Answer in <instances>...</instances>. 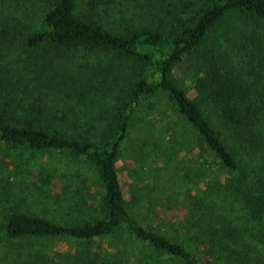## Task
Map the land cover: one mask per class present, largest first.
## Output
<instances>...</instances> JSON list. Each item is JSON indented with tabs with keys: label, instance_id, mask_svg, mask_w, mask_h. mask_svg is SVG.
Segmentation results:
<instances>
[{
	"label": "trees",
	"instance_id": "obj_1",
	"mask_svg": "<svg viewBox=\"0 0 264 264\" xmlns=\"http://www.w3.org/2000/svg\"><path fill=\"white\" fill-rule=\"evenodd\" d=\"M99 52L104 65L67 66ZM160 98L170 138L147 152L163 162L157 204L183 209L171 230L129 212L116 172L143 102ZM0 144L92 171L43 177L74 183L62 223L2 218L0 264H264V0H0ZM184 149L196 157L176 162ZM48 240L82 248L56 260L36 244Z\"/></svg>",
	"mask_w": 264,
	"mask_h": 264
},
{
	"label": "rangeland",
	"instance_id": "obj_2",
	"mask_svg": "<svg viewBox=\"0 0 264 264\" xmlns=\"http://www.w3.org/2000/svg\"><path fill=\"white\" fill-rule=\"evenodd\" d=\"M195 1L192 0V2ZM225 25L227 24H223L217 32H214V40L219 34V38H221L222 29L226 30L227 28ZM107 59V56L101 52L91 55L82 54L78 57L75 56L67 66L72 72L75 69L79 72L82 70V66L88 62L95 66L104 65V61ZM187 66L189 65H184L181 70L175 73V76L183 81L185 88L188 89L190 79L186 78L191 72L187 70ZM187 91L193 98L191 89ZM154 102H156V109L151 110ZM141 107L129 135L121 147L116 163V172L129 212L145 227L152 230H171L173 229L171 222L180 219L183 209L176 203H170L169 209H165L160 200H158L159 205L157 204V193L160 191L161 182L156 178L159 174L164 173L161 169L163 162L155 160L153 155L147 152L148 149L155 148V144L162 142V144L168 145L170 138V129L168 128L171 127L172 122L171 113L162 98L147 100ZM149 123L153 124V130L148 127ZM143 143L147 147H143ZM185 157L188 159L196 157V151L188 154L184 149L177 156H173L176 162ZM76 167L81 169L82 176L91 175L92 171L88 165L70 161L62 154L11 150L0 144V222L6 214L18 211L62 223L63 221L59 219L60 215L69 211L70 204L76 203L74 197L72 198L76 195L70 193L74 186L71 188L69 185H74V183L68 184L60 179H51V183L46 184L43 177L53 169L62 172L64 169H75ZM164 183L162 182V184ZM36 244L56 260H58L57 254L65 252L73 254L80 247L77 243L69 240H48ZM108 244V240L102 239L97 240L90 247L91 250L104 254V248Z\"/></svg>",
	"mask_w": 264,
	"mask_h": 264
}]
</instances>
